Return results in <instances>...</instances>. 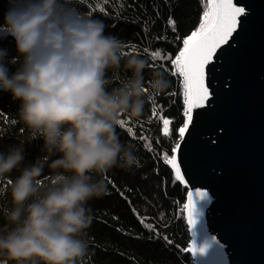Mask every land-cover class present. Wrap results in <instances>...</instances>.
Here are the masks:
<instances>
[{
    "label": "clouds",
    "instance_id": "1",
    "mask_svg": "<svg viewBox=\"0 0 264 264\" xmlns=\"http://www.w3.org/2000/svg\"><path fill=\"white\" fill-rule=\"evenodd\" d=\"M105 27L63 0H9L0 38L12 37L17 55L0 48V91L20 101L19 122L42 139L45 155L9 179L24 148L0 152V179H8L12 202L0 227L2 264H78L93 222L88 202L107 194L109 170L138 164L117 128L142 117L170 81L152 69L146 84L145 69L156 58L125 52ZM9 65L18 66L13 72ZM121 69L131 75L118 82L108 75Z\"/></svg>",
    "mask_w": 264,
    "mask_h": 264
},
{
    "label": "trees",
    "instance_id": "2",
    "mask_svg": "<svg viewBox=\"0 0 264 264\" xmlns=\"http://www.w3.org/2000/svg\"><path fill=\"white\" fill-rule=\"evenodd\" d=\"M63 3L78 15L103 21L105 34L119 38L125 52L150 58L152 52L159 51L161 57L150 59L145 69L146 84L152 69L163 71L170 81L163 94L146 103L142 117L125 119L124 126L117 128L121 142L133 147L138 164L131 170L114 167L103 177L108 192L88 202L93 222L86 230L88 252L78 264H195L191 253L183 251L191 244L186 213H182L188 190L175 179V170L164 163L163 157L165 153L170 157L171 149L179 144V128L186 120L183 77L172 74L175 69L169 57L174 59L183 48V39L199 27L204 0H63ZM8 7L9 0H0V23ZM0 48H7L9 57L17 55L12 37L0 38ZM17 66L9 65L10 71L14 72ZM108 75L118 82L131 73L109 70ZM19 106L20 101L13 100L11 93L0 91V152L6 153L11 146H22L25 152L24 161L9 179H15L25 165L45 155L42 139L33 138L32 132L19 122ZM161 117L170 121L168 135ZM129 127L135 135L128 132ZM11 207L8 179H0V227L4 225L3 210ZM165 235L171 243L163 239ZM3 259L0 257V264Z\"/></svg>",
    "mask_w": 264,
    "mask_h": 264
},
{
    "label": "water",
    "instance_id": "3",
    "mask_svg": "<svg viewBox=\"0 0 264 264\" xmlns=\"http://www.w3.org/2000/svg\"><path fill=\"white\" fill-rule=\"evenodd\" d=\"M234 3L244 15L206 68L210 98L176 152L187 190L209 193L204 226L223 245L195 264H264V0Z\"/></svg>",
    "mask_w": 264,
    "mask_h": 264
},
{
    "label": "snow or ice",
    "instance_id": "4",
    "mask_svg": "<svg viewBox=\"0 0 264 264\" xmlns=\"http://www.w3.org/2000/svg\"><path fill=\"white\" fill-rule=\"evenodd\" d=\"M245 9L234 3V0H204L203 17L199 27L192 31L187 38L183 39V48L179 54L170 59L175 71L173 75L179 74L183 77L184 116L186 120L179 128V136L182 139L186 130L192 122L194 109L203 108L210 98L209 86L206 83V68L213 62L214 57L222 46L227 45L233 34L237 31L240 17L244 15ZM173 23L172 21H169ZM147 52V49H145ZM153 59L161 57L159 51L151 53ZM155 104V101H153ZM156 109L153 108V113ZM162 118V117H161ZM163 119V118H162ZM125 121L122 122V127ZM170 121L163 119L165 135H168ZM129 133H133L131 127ZM141 139H143L141 137ZM180 145L176 144L171 149L172 155L164 154V163L170 164L175 170L177 181H184L181 169L177 161L176 152ZM210 203L209 193L200 189L187 192V202L182 205V213L186 212V223L191 233V244L184 249L194 258L207 257L210 254L221 256L223 245L215 236L209 235L204 226L205 209ZM143 223V221H142ZM145 227H150L145 225ZM163 239L171 243L168 236Z\"/></svg>",
    "mask_w": 264,
    "mask_h": 264
}]
</instances>
